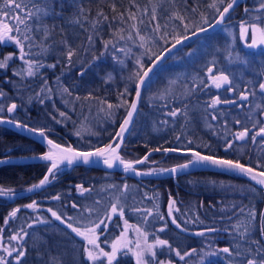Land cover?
Masks as SVG:
<instances>
[{
    "label": "trees",
    "instance_id": "obj_1",
    "mask_svg": "<svg viewBox=\"0 0 264 264\" xmlns=\"http://www.w3.org/2000/svg\"><path fill=\"white\" fill-rule=\"evenodd\" d=\"M257 1H241L229 12L221 26L240 24L242 20L250 19L244 11L245 7L256 15L253 10L258 6ZM22 2L32 11L44 6V0H36L35 4L31 0ZM213 2L49 0L50 14H41L40 19L34 17L31 21L30 34L36 45L31 49L34 53L31 59L40 61L43 66L36 75L23 80L13 75L14 70L23 66L19 59L10 62L6 70H0V87L4 91L7 89L8 98L18 105L16 120L33 128H45L51 140L76 150H90L106 144L124 116L134 92L137 81L134 73L139 70L136 60L139 59L146 67L176 38L205 26L204 19L210 23L217 15L216 10L208 6ZM223 6L217 4L220 10ZM153 8L156 20L151 19ZM98 13H103V16ZM129 13H134L136 20L129 19ZM174 15L183 17V22ZM105 16L107 20L103 18ZM94 22L98 23L94 26ZM133 24L145 37L144 48L138 46L141 41L137 38V31L131 27ZM157 24L159 32L153 30ZM220 27L199 37L201 44H193L199 38L187 44L182 52L165 60L150 75L142 89L137 113L118 151L123 159L136 160L146 151L157 148L191 149L221 159L238 160L245 166L264 172L261 165H255L249 158L250 149L258 147L259 141L262 143L261 137L258 136L254 143L251 136L262 126L264 93H259L251 83L239 86L233 81L235 92H228V85L217 90L211 86L203 88L201 83H210L207 80L209 67L213 68L212 74H218V70L224 72L223 64L228 62L229 57L227 55L225 60L224 53L229 44ZM129 33L132 40L128 39ZM121 35L123 40L119 39ZM106 41H111L107 48ZM129 48L131 52H127ZM241 49L243 55L254 56L255 66L260 59L257 57L259 49H249L245 45ZM69 50L74 52L71 63L67 58ZM8 53L18 56L14 46L0 47V59ZM64 88L69 92H64ZM245 90L255 92V95H250L248 101H241L240 92ZM217 95L224 100H235L236 104L222 103L215 109L208 108L211 99ZM122 100L128 103L117 107ZM109 104L113 107L109 108ZM257 104L261 107L257 108ZM175 108L181 109V114L173 118L167 113ZM60 112H64L65 116H60ZM242 113L248 115L246 119ZM213 114L217 116L216 120L211 119ZM236 120L241 123L236 124ZM253 124L256 126L253 127ZM244 127L250 129L249 135L245 140H235L234 134ZM226 141H232V146L228 147ZM42 151L44 148L37 142L0 127V158L21 157ZM179 158L182 156L153 154L140 167L149 166L144 170H156L177 163ZM47 166V163L39 162L0 165V188L12 189L13 192L25 190L41 179ZM77 185L87 191H79ZM55 196L60 198L53 199ZM170 198L175 201L173 217L181 228L172 223V217L168 220L166 207L169 209ZM117 200L124 208V219L146 231L148 242H154L159 237L167 240L171 248L181 254L197 249L196 254L181 261L168 246H160L156 251L165 258V264L169 261L191 264L190 259L199 260L201 264H247L246 258L224 253L201 260L199 250L207 252L239 246L242 252H247L249 246L256 247L251 244L253 240L264 246V236L261 235V228H264V191L236 175L198 170L175 178L133 179L113 171L74 165L59 170L54 179L50 178L49 183L33 193L13 200L0 198V229H3L0 231V256L6 255L3 247L9 245L11 235H24L26 232L28 235L23 240L10 242L11 247L26 250L23 264H54V257L61 264H87L83 257V240L71 232L67 223L84 227L88 220L98 222L110 212L109 207ZM33 201L37 204L36 208L24 207ZM74 203L76 208L72 207ZM137 208L141 211L133 210ZM13 209L19 211L5 224V218ZM48 209L61 215L65 223L52 217ZM252 209L256 213L254 219L248 216ZM147 210H151L152 215L145 221L143 217L147 215ZM160 216L164 219L161 220ZM107 223V229L98 230L101 246L105 241L118 237L124 228V220L119 213L113 214V219ZM244 225L249 227L248 243L239 238V233L245 231ZM161 228L164 230L160 231ZM206 228L217 231L205 232L204 236L195 234ZM32 231H35L33 234L47 235V242L31 244L29 238L33 235H30ZM131 231H135L134 228H130ZM52 233L62 235L57 239ZM15 255L13 253L7 258L9 264H16ZM120 264H134L131 254L121 257Z\"/></svg>",
    "mask_w": 264,
    "mask_h": 264
},
{
    "label": "snow or ice",
    "instance_id": "obj_2",
    "mask_svg": "<svg viewBox=\"0 0 264 264\" xmlns=\"http://www.w3.org/2000/svg\"><path fill=\"white\" fill-rule=\"evenodd\" d=\"M32 3H36V0H31ZM239 0H214L213 3L209 4L208 6L210 8H213L216 10L218 19L215 20V25H220L224 22V19L227 14H229L230 10L234 8L238 4ZM217 4L225 5L223 6L222 10L217 7ZM246 14H249L250 19L242 20L239 24V38L241 41H250L245 43V47L250 49H256L257 47H264V0H258V6L253 10L256 15H252L249 8L245 7L244 9ZM15 13V15H13ZM23 14V15H21ZM41 14L43 16H47L50 14L49 9V0H44V6L43 7H36L35 11H32L27 8V6L22 2V0H3L2 3H0V47L9 46L12 45L18 50V56H15L14 53H8L7 55L3 56L2 59H0V70H6L10 66V62H12L14 59H19L22 61L23 66L19 70H14L13 75L19 76L22 80L25 77H33L36 75V73L39 71V68L43 65L40 63V61L31 59V57L34 55L32 53L31 49L35 47L34 43V37L30 34L32 32L31 28V21L35 17L37 20L40 19ZM98 15L103 16V13H98ZM105 20H107V17H103ZM156 13L155 8H153V12L151 15L152 20H156ZM174 18L180 19L182 22L184 20L183 17L175 16ZM122 19V17H121ZM129 19L136 20V15L134 13H129ZM95 23L94 22V26ZM140 23H143V21H140ZM203 23L207 25V28L205 27H198L197 32H205L208 30V28L214 27L213 24L209 23L207 19L203 20ZM133 30L137 31V38L141 41V43L138 45L140 48H144V41L145 37L139 34V31L136 29V25H131ZM187 24H185V29L187 30ZM160 26L157 24L156 27L153 29L155 32H159ZM120 32H123V29L119 30ZM197 32H193L192 35H196ZM47 37V33L45 34ZM92 37H89V41H91ZM119 39L123 40L124 36L121 35ZM128 39L132 40L133 37L131 33L128 34ZM183 40H187V36H183ZM181 38H176L175 43L172 45V49L176 48L177 45L182 43ZM111 43V41L105 42V47L107 48L108 44ZM172 49L166 48L164 52H161L159 55H155V58L151 60V67L145 68L144 64L137 59L136 64L138 65V71L134 73V77L137 79V83L135 85L136 89V97L137 100L139 99L141 95V89L142 87L147 83V80L150 76V73H152L157 66L158 61L162 59L165 52H170ZM127 52H131V49H127ZM74 55V52L72 50H69L67 52V58L69 63H71L72 57ZM95 59V57H94ZM115 59V57H113ZM48 67H54V65H48ZM207 72L209 73L207 80L210 83H205L201 81L203 88L208 87H214L215 89L219 90L224 85H228L227 88L228 92H235L236 86L233 84V81L230 80L229 76L226 75L224 72H219L218 74H212L213 68L209 67L207 69ZM142 73V74H141ZM81 75L83 76L84 73L81 72ZM46 83V82H45ZM259 90L261 93H264V82L259 83ZM48 91H51V89H48ZM64 92H69L67 88L63 89ZM125 92H127V88H125ZM70 94V93H69ZM37 96H40V93H36ZM255 95V92H251L249 90H245L240 92L239 99L241 101H248L249 96ZM123 96V94H121ZM5 98V93L0 90V100H3ZM137 100H133L130 106V110L127 112V117L125 118L124 122L120 126V131L116 133V138L118 140H122L125 131L128 128V125L130 121L133 118V113L137 110ZM40 103L43 104L44 100L41 99ZM128 102L126 100H122L121 105L127 104ZM236 104L235 100H224L221 99L220 96H214L210 103L207 105L208 108L215 109L217 105L220 104ZM7 110V113L9 114L8 117H5L3 115V112ZM109 108H112L113 105L109 104ZM257 108H260L261 105L257 104ZM18 105L16 103H11L10 105H5L3 103H0V124L8 123V124H14L17 128H23L26 131L35 134L36 136H39L43 138L44 141L47 142V145L49 146V149L47 152L42 154L39 159L42 161L50 162V167H48V174L44 176L42 180H40L39 184H35L32 186V188L27 189L28 191H32L33 189L40 188L41 186L47 184L50 182V178L54 179L56 176V173L60 170V167L62 164L67 163V165H73L77 162L82 161L84 164H91L93 163V157H100L103 159V164L107 166V168L112 169L116 166H123L124 172L133 171L136 172V175H141L140 172L136 171L133 167L134 163H144L147 160V157L144 158V160H137V161H126L124 160L121 155L118 152V149H120L121 144L115 143V144H108L103 148H97L95 151L91 152H76L71 146L67 148H62L59 144H54L51 139L48 138L46 135V129L43 127L40 128H33L29 127L27 124H24L14 118H12V114L17 110ZM171 117L175 118L178 116V114H181V109L175 108L169 113H167ZM60 116H65L64 112H60ZM212 120H216V115H211ZM251 119V117H249ZM60 121H57L59 123ZM164 123H167V121H164ZM236 124H240V120L235 121ZM256 125L253 124V127ZM250 129L247 127H244L242 131H238L234 134L235 140H245V138L249 135ZM79 133H77L78 135ZM262 138V142H264V126H261L255 134L251 136L252 141L255 143L257 140V137ZM180 137L177 136V140H179ZM189 144L192 143V141H188ZM228 147L232 146V141H226ZM207 147V145H205ZM164 151V152H176L180 151L176 148H157L154 149V151ZM187 152L190 153L191 159H188L186 163L177 165L174 168L171 169H156L153 170L154 172H171L175 174L178 170L187 169L190 166H197V165H211L215 166L220 169L228 170V171H237L241 174H246L251 176L253 180L257 179L256 175H253V170L251 168H246L243 164H241L238 160L233 161L231 159H218L210 155H201L198 151H192L191 149H186ZM0 163H3V161H0ZM144 175H149L152 173H143ZM260 176L264 177V172L259 173ZM259 184L264 185V179H259L257 181ZM77 189L81 192L87 191V189H84L81 185L76 186ZM125 188H127V185H125ZM9 194H15L13 193L12 189H2L0 188V196H8ZM59 196L53 197V199H59ZM175 206V201L170 198L169 200V211L168 215L169 217H172V223L177 227L181 228V225L177 223V220L175 217H173V209ZM26 208H36L37 204L35 201H33L30 204L25 205ZM73 208H76V204L74 203L72 205ZM135 212H140L141 209H133ZM19 209H13L9 214L8 217L5 218L4 223L8 224L9 218L15 217ZM49 212H51L52 217H54L57 221H60L62 224L65 223V220L62 218L61 215H59L56 211H53L52 209H48ZM92 211V210H89ZM244 211L243 209L241 210ZM119 213L120 218L124 220V228L123 231L120 233L118 237L113 239L110 243L108 241H105V243L108 244L110 247V251H106L104 247L101 246V244L98 242L100 239V233L98 230L101 229H107L108 223L107 221H111L113 219V214ZM152 215L151 210H147V215L143 217L145 221L148 220V217ZM255 210L252 209L248 212V216L250 219L255 218ZM262 217H264V214H262ZM69 220H72V217H68ZM160 219L163 220L164 217L160 216ZM41 223L45 221H39ZM78 224L80 223L79 220L76 221ZM192 222V221H188ZM31 227V225H29ZM67 227L71 229V232L75 233L77 237L82 238L83 245V257L87 261V264H120V258L121 257H127L129 254L134 258L135 264H152V261L156 260L157 252L155 251L156 248H159L160 246H168L170 251H173L176 253V256L179 257L181 261H184L186 257H189L193 254L197 253V249H192L191 252H184L181 254L179 251H177L174 248H171L169 245V242L167 240L160 239L157 237L154 242L149 243L148 242V233L146 231H143L140 227H136L135 225H130L128 223L127 219H124V208L120 206L119 200L117 202L111 204L110 212L105 213L104 218L99 219L98 222L88 220L87 224L84 227H74L72 223H67ZM164 227H167L165 225ZM235 227V226H234ZM134 228L136 233V240L133 241L129 239V229ZM245 231L242 233H239L240 240L244 241L245 243H248V232L249 227L248 225H244ZM164 228H161L160 231H163ZM183 230V229H182ZM0 231H3V229H0ZM217 229L215 228H206L203 231H197L195 234L197 236H204L205 232H215ZM21 232H23V229H21ZM28 235V233L24 232V235H20L19 233L11 235L9 240V245H5L3 247V252L6 254L4 256H0V264H9L8 257L12 256L13 253H16V255L13 257V259L16 261V264H23L22 258L26 256V250H23L22 248L18 249L17 247H11L10 242L12 241H19L23 240L24 236ZM261 235L264 236V228H261ZM141 238H143V242H141ZM251 244L256 245V247L253 249L251 246L248 247L247 252H242L240 250V247L238 246L235 249H232L230 247H224L216 250H209L205 252L203 249H200V258L203 260L205 257L208 256H217L218 253H224L228 256H235V257H243L247 259V264H264V246L260 244L259 241H251ZM251 258H247V257ZM151 259H148V258ZM54 264H61V261L56 260V258H53ZM159 264H165L164 261H160ZM168 264H172L171 261L168 262Z\"/></svg>",
    "mask_w": 264,
    "mask_h": 264
},
{
    "label": "water",
    "instance_id": "obj_3",
    "mask_svg": "<svg viewBox=\"0 0 264 264\" xmlns=\"http://www.w3.org/2000/svg\"><path fill=\"white\" fill-rule=\"evenodd\" d=\"M241 1L243 0H239L238 4L241 3ZM237 4V5H238ZM236 5V6H237ZM235 7V6H234ZM222 10V9H221ZM231 11V10H230ZM218 19V15H216V17L210 22L211 24L214 25V27L212 28H208L207 31L205 32H197V29L190 32V33H187L186 35L184 36H187L188 39L187 40H183V36L181 37L182 39V43L177 45L176 48L172 49V45L175 43V41L173 43H171L170 45H168L166 48L168 49H172L170 52H165L164 53V56L162 57V59L160 61H158L157 63V66L155 67V69L162 63L164 62L166 59L170 58L171 56H173L175 53H177L179 50H181L185 45H187L188 43H190L191 41H193L195 38L197 37H200L202 35H206V34H209L211 32H213L219 25H215V20ZM205 28H207V25L206 26H203ZM193 32H197L196 35H192ZM165 48V49H166ZM164 49V50H165ZM161 51V52H164ZM160 52V53H161ZM159 53V54H160ZM158 54V55H159ZM155 58V57H154ZM153 58V59H154ZM152 64L151 62L145 67V68H148V67H151ZM154 69V70H155ZM153 73V72H152ZM150 73V75L152 74ZM142 74V73H141ZM150 77V76H149ZM138 81H136L137 83ZM135 83V85H136ZM144 87V86H143ZM142 87V89H143ZM142 89H141V92H142ZM141 97V95H140ZM140 97L139 99L137 100V97H136V89H135V86H134V92L132 94V97L130 99V102L128 104V107L126 109V112L124 114V116L122 117L120 123L118 124L112 138L108 141V143H106L105 145L101 146V147H98V148H103L105 147L106 145L108 144H115V143H120L122 145L126 135H127V132L133 122V119L136 115V112L137 110L133 113V118L132 120L130 121L129 125H128V128L127 130L125 131L124 133V136H123V139L122 140H118L116 138V133L120 131V126L121 124L124 122L125 118L127 117V112L128 110H130V106H131V103L133 100H137V109H138V106H139V102H140ZM0 127H3V128H6V129H9L10 131L14 132V133H17L19 135H22L28 139H31L35 142H37L38 144H40L43 148H44V151H42L41 153H38V154H33V155H25V156H21V157H1L0 158V161H3V163H0V165H3V164H11V163H47L48 166H47V169L45 171V173L43 174V176L41 177L40 180H42L44 178V176L46 174H48V167H50V162H47V161H42L39 159V157L44 154L45 152L48 151L49 149V146L47 145V142L43 140V138L39 137V136H36L35 134L33 133H30L28 131H26L25 129L23 128H17L14 124H8V123H3V124H0ZM30 127V126H29ZM49 138V137H48ZM50 139V138H49ZM53 141V140H52ZM54 144H58L56 143L55 141H53ZM62 148H67L69 146H64V145H61L59 144ZM166 148H169V147H166ZM74 149V148H73ZM97 148H94V149H90V150H76L74 149L76 152H91V151H95ZM163 149V148H161ZM180 151H176V152H164V151H154V149H151V150H148L146 151L141 157H139L138 159L136 160H126V161H137V160H144L145 157H149L150 155H153V154H176V155H189V158L188 159H191V155L189 152L186 151V149L184 150H181L179 149ZM119 151V149H118ZM192 151H195V150H192ZM201 154V153H200ZM201 155H204V154H201ZM217 158V157H215ZM93 163L91 164H84L82 161L80 162H77L73 165H67V163H64L61 165L60 169H67L69 168L70 166H74V165H80V166H86V167H90V168H97V169H102V170H107V171H113V172H117L121 175H124V176H127V177H130V178H133V179H145V178H151V179H159V178H165V177H169V178H175L176 176L178 175H181V174H184V173H188V172H193V171H198V170H201V171H215V172H222V173H230V174H233V175H236L238 177H241L245 180H247L248 182H250L252 185L260 188L261 190L264 191V185H261L259 184L257 181L259 179H264V177L260 176L259 173H261V171H258V170H255V169H252L253 170V175H256L257 176V179L256 180H253L251 178V176L249 175H246V174H241L237 171H228V170H224V169H220V168H217L215 166H211V165H207V164H203V165H197V166H190L189 168L187 169H182V170H178L175 174L171 173V172H154L153 170H141L139 168H137L140 164L142 163H134L133 164V167L136 171L140 172L141 175L137 176L136 175V172H133V171H129V172H124L123 170V166H116V167H113L112 169H109L107 168L106 165L103 164V159L100 158V157H93ZM187 159V160H188ZM218 159H221V158H218ZM187 160L185 161H182V162H179V163H176V164H173V165H169L167 167H164V168H160V169H171V168H174L176 167L177 165H180V164H184L187 162ZM245 166V165H244ZM246 168H249L247 166H245ZM143 173H152V174H149V175H144ZM40 180L35 183V184H39ZM34 184V185H35ZM46 185V184H45ZM45 185L41 186L40 188H36V189H33L32 191H28L27 189L29 188H32V186H30L29 188L25 189V190H22V191H16V192H13L15 193L14 195L13 194H9L8 196H0V198L2 199H8V200H13L15 198H19V197H22V196H25V195H28L30 193H33L39 189H41L42 187H44ZM166 214H167V217H168V220L170 221V217L168 215V206L166 207Z\"/></svg>",
    "mask_w": 264,
    "mask_h": 264
},
{
    "label": "rangeland",
    "instance_id": "obj_4",
    "mask_svg": "<svg viewBox=\"0 0 264 264\" xmlns=\"http://www.w3.org/2000/svg\"><path fill=\"white\" fill-rule=\"evenodd\" d=\"M257 3H258V1H257ZM220 26H221V24L215 30H217ZM222 31L226 35L227 42L229 44V46L227 45V48H225L226 51L224 53V56L226 58L225 60H227V55L229 57L228 62L226 61L223 64L224 73L229 76L230 80L238 83L239 86H240L241 83H242L243 86H246L247 83H251V84L255 85V87L257 88L258 92L261 93L260 90H259V83L264 82V47H257V48H260V50H261V52L263 54L261 52L259 53V55L257 57H260V59H258V62L254 66V63H253L254 56L250 57V55H246V54L243 55V50L241 49V46H243V45L240 44V38H239V31H240L239 23H237V24H230V23L229 24H225V26L222 27ZM195 39H197V38H195ZM199 40H200V38L197 39L193 43L194 46H197V44H201L199 42ZM182 51H183V49L181 51H179V52H182ZM217 72L219 73L220 70H218ZM246 72L248 74H247V76H244ZM242 116L246 119V117L248 115L245 114V113H242ZM262 126H264V119H262ZM260 142L261 141H259V146L258 147L255 146L253 149L252 148L250 149L251 153H250L249 158H250L251 161L255 162L254 163L255 165L257 163V164L261 165L264 168V142H262V143H260ZM236 150L239 151V150H241V148H236ZM181 156H182V158H179V161L177 163L185 161L186 159L189 158V155H179V157H181ZM261 158H262V161H260ZM126 160H128V159H126ZM173 164H176V163H173ZM173 164H171V165H173ZM140 165L137 168H139V169L142 168L141 170L149 168V166H144V167L141 166L140 167ZM165 167H167V166H165ZM249 168H251V167H249ZM110 209L111 208L109 207L108 210L110 211ZM168 211H169V209H168ZM35 231H38V230H35ZM35 231H32L30 235H32L33 232H35ZM52 235H53L54 238L58 239V238H60V236L62 234H60V233H55V234L52 233ZM46 236L47 235H43V234H39L38 235L37 233H35L29 238V241H30L31 244L46 243L47 242ZM136 238L137 237H136L135 231L129 232V239L135 241ZM112 240H110L108 242L110 243ZM141 242H143V238H141ZM102 246H105L107 248L106 251H110L111 250L107 243L103 244ZM155 251H156V249H155ZM156 252H157V255H159V252L158 251H156ZM131 258H132V260L134 261V264H135L134 258L132 256H131ZM148 259H151V258L149 257ZM177 259H179V257H177ZM160 261H164L165 262V258L163 256L159 255V256L156 257L155 261H152V264H159ZM190 263L191 264H201V262L199 260H196V259H190ZM172 264H174V263H172Z\"/></svg>",
    "mask_w": 264,
    "mask_h": 264
},
{
    "label": "flooded vegetation",
    "instance_id": "obj_5",
    "mask_svg": "<svg viewBox=\"0 0 264 264\" xmlns=\"http://www.w3.org/2000/svg\"><path fill=\"white\" fill-rule=\"evenodd\" d=\"M248 41H241L240 40V44L241 45H245V43H247ZM242 47V46H241ZM250 49V48H249ZM258 51H259V53L261 52V50H260V48H256ZM262 53V52H261ZM263 54V53H262ZM0 90H2L4 93H5V98L3 99V100H0V103H3V104H5L6 106L7 105H10L11 103H13L11 100H10V98H8V92H7V89H5V91H4V88H2V87H0ZM3 115L5 116V117H8L9 116V114L7 113V110H6V107H5V110H4V112H3ZM16 116H15V112L12 114V118H15ZM16 119V118H15Z\"/></svg>",
    "mask_w": 264,
    "mask_h": 264
},
{
    "label": "bare ground",
    "instance_id": "obj_6",
    "mask_svg": "<svg viewBox=\"0 0 264 264\" xmlns=\"http://www.w3.org/2000/svg\"><path fill=\"white\" fill-rule=\"evenodd\" d=\"M169 23H170V24H173V23H171V22H169ZM165 25H169V24L166 23ZM170 26H171V25H170ZM167 27H168V26H167ZM165 28H166V27H165ZM168 28H169V27H168Z\"/></svg>",
    "mask_w": 264,
    "mask_h": 264
}]
</instances>
